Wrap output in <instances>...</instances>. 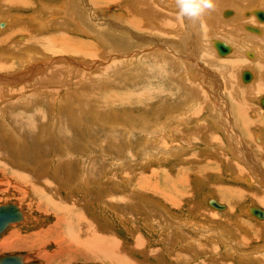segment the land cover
I'll return each instance as SVG.
<instances>
[{
    "label": "rangeland",
    "instance_id": "374dc122",
    "mask_svg": "<svg viewBox=\"0 0 264 264\" xmlns=\"http://www.w3.org/2000/svg\"><path fill=\"white\" fill-rule=\"evenodd\" d=\"M10 1L0 5V20L8 21L0 26V64L10 65L0 67V206L15 204L24 220L0 233V255L24 253L36 264H264V221L245 211L264 209L256 201L264 179L256 169L242 167L255 163L240 152L242 130L252 127L249 148L261 158L264 111L257 99L264 92L245 101L248 115H255L252 124L242 125L234 115L240 108L231 103L247 86L241 69L255 71V82L262 72L254 65L264 58L254 52L250 60L234 44L236 53L223 59L210 46V39H223L224 27L239 21L249 3L215 0L216 10L203 23L186 25L176 16L174 0H122L100 10L95 9L100 0ZM224 9L238 14L222 19ZM89 11L94 31L90 25L81 32ZM153 12L179 30L150 22ZM128 17L133 24L139 19L142 30L132 29ZM119 26L128 31L122 34ZM20 36L24 39L17 41ZM49 36L74 44L91 41L99 56L55 50L59 44L43 43ZM202 55L216 63L204 68ZM233 55L242 59L238 70L228 61ZM234 72L235 85L223 87L221 77ZM138 96L142 104L127 107ZM224 110L232 122L222 118ZM235 132L241 141L233 138ZM228 146L237 155L227 156L235 162L233 171L221 153ZM164 190L176 204L161 196ZM208 199L226 210L209 208ZM11 231L21 248L1 245Z\"/></svg>",
    "mask_w": 264,
    "mask_h": 264
},
{
    "label": "bare ground",
    "instance_id": "6f19581e",
    "mask_svg": "<svg viewBox=\"0 0 264 264\" xmlns=\"http://www.w3.org/2000/svg\"><path fill=\"white\" fill-rule=\"evenodd\" d=\"M3 1V0H2ZM76 1V0H75ZM79 1V0H78ZM120 0H100L99 1V6H96L95 7V9H97V10H100V9H103L105 6H109V7H114V6H117L118 5V2H119ZM226 0H219V3H224ZM231 1H233V0H231ZM1 2V1H0ZM7 2H8V0H4L3 2H1L0 3V5L1 6H6L7 5ZM23 2V0H13V1H10L9 3L10 4H13V3H15V4H18V3H22ZM229 2V1H228ZM82 3V2H81ZM80 3V4H81ZM3 4H6V5H3ZM235 4V3H234ZM61 5H62V3H61ZM60 5V6H61ZM67 5V4H66ZM71 5H73V4H71ZM42 6V5H41ZM17 7V6H16ZM46 7V6H45ZM151 7H152V5H151ZM66 10V9H65ZM51 11V10H50ZM54 11V10H53ZM62 11V10H61ZM226 11H231V15L230 16H227V17H225L224 16V12H226ZM255 11H262V12H264V10H262V9H254V11H253V15H254V12ZM65 12V11H64ZM91 12V11H90ZM58 13H59V11H58ZM236 14H237V12L234 10V9H224L222 12H221V17H222V19H229V18H232V17H234V16H236ZM249 14V13H248ZM90 15V18H89V20L90 21H92V19H91V13L89 14ZM247 16V15H246ZM36 17V16H35ZM149 17L151 18V19H149L150 20V22H153V24H155V25H162L161 26V29H164V28H166V27H169V29H170V25L171 24H168V23H166L164 20H161L159 17H158V15H157V13L156 12H153L151 15H149ZM245 17V16H244ZM254 17H255V22L258 24V25H260V24H264V21H259L257 18H256V16L254 15ZM32 19V18H31ZM253 19V18H252ZM34 20V19H33ZM239 20V19H238ZM250 20H251V18H250ZM249 20V21H250ZM120 21H122V19H120L119 20V22ZM245 21H247V20H245ZM252 21V20H251ZM37 22V21H36ZM127 22H129L130 23V18L128 17L127 18ZM47 23V22H46ZM134 23L135 24H133V23H130L131 25H132V29H134V30H136V29H139V30H142V25H139L140 23H141V21L139 20V19H135V21H134ZM248 23H250V22H248ZM37 24V23H36ZM96 24V23H95ZM185 24L186 25H188V22H185ZM251 24V23H250ZM250 24H242V26L240 27V28H242V30H244L245 32H248V33H251V34H255V35H258V37L259 36H262L261 34H262V32H261V30L259 29V27H257V26H254V25H250ZM93 27L95 26L94 24H91ZM51 26H53V25H51ZM238 26H239V22H235V23H233V24H231V26H230V29H229V31H228V33L225 35V36H223L222 38V40H220V39H210V46H211V48H213V45H212V42L214 41V40H220V41H222V42H224V43H226L227 45H229L230 47H231V52L229 53V54H231V53H234L235 54V51H234V49H233V43L231 42V41H234V42H240L241 43V47L243 48V51H242V54L243 55H246L247 53H249L248 54V58L251 60L253 57H254V51L253 50H255V52L256 53H258V56L259 55H261L260 57L261 58H264V47H263V45L261 46V47H258V46H256V45H260V44H257V43H253V41L252 40H248V39H246V37H245V40H242L243 39V36L244 35H242L241 33H240V31H239V28H238ZM246 27H250V28H255V29H257L258 31H259V33H253V32H251V31H248V30H246ZM40 28V27H39ZM119 28H121V33L122 34H124V31L126 30V31H128L126 28H124V27H121V26H119ZM157 28H159V26H157ZM173 28H175V30L176 31H178L179 30V25L178 24H175L174 25V27ZM173 28H171V29H173ZM171 29H170V31H171ZM262 29V28H261ZM13 30V29H12ZM210 30H211V34L213 33V30H212V28H211V26H210ZM16 31V30H15ZM51 31V30H50ZM94 31V30H93ZM170 31H168V32H170ZM13 31H8V34H10V33H12ZM17 33V32H16ZM23 33H25V32H23ZM98 33H99V31H98ZM157 33H160L159 31L157 32ZM171 33H175V31L174 32H171ZM191 34H192V32H190ZM48 34V33H47ZM65 34V33H64ZM97 35V34H96ZM237 35H239V36H237ZM251 36V35H250ZM43 37V36H42ZM46 38V37H45ZM24 39V36H20V37H18L17 38V41H21V40H23ZM254 39H256V38H253V40ZM82 40H84V39H81V40H78L77 41V44H74V43H71V42H69L66 38H59V37H55V36H49L43 43L44 44H49V45H52V47H54V48H56V46L53 44V43H55L56 45H58V47L55 49V50H59V49H63V50H66V51H69V50H72L73 52H77L78 54H80L81 56V58H86V57H90V58H96V57H98L99 55L98 54H96L97 52L96 51H93V48H94V45L91 43V41L90 42H88V40H86V41H82ZM257 40V39H256ZM43 41V40H42ZM147 41V40H146ZM153 41V40H152ZM40 42V41H39ZM260 42V41H259ZM41 43V42H40ZM64 46H62V45ZM161 44V43H160ZM26 45V44H25ZM25 45H23V46H25ZM164 45V44H163ZM12 46V45H11ZM11 46H8V47H11ZM162 46V45H161ZM253 46H256L255 48H252L251 49V47H253ZM6 48V47H5ZM247 48H250V50H246ZM260 49V50H258V52H257V49ZM8 49V48H7ZM14 49V48H13ZM244 50H245V52H246V54H245V52H244ZM27 51H29V50H27ZM27 51H25V52H27ZM213 52L216 54V56L217 57H219L218 55H217V53H216V51H215V49L213 48ZM56 53H58V52H56ZM254 53V54H253ZM62 54V53H61ZM228 54V55H229ZM28 55V54H27ZM228 55H226V56H224V57H219V58H226V57H228ZM234 56L235 55H233L232 57L234 58ZM29 57H31V56H29ZM62 57V56H61ZM245 57V56H244ZM247 57V56H246ZM245 57V58H246ZM195 57H192V58H190V59H194ZM200 58V60L202 61V62H200L201 64H202V66L204 67V68H210L211 66H213L216 62H215V60L214 59H212V60H210L209 58H208V56H206V55H202L201 57H199ZM228 59V61H230V62H234L233 63V65H235V67L237 68L236 70H238V69H240V67H241V65L239 64V63H241V60L242 59H236V57L234 58V59ZM26 59H27V56H26ZM189 60V59H188ZM248 60V59H247ZM262 60V59H261ZM36 61V60H35ZM195 61H196V59H195ZM239 61V62H238ZM245 61H246V59H245ZM192 62V61H191ZM194 62V61H193ZM197 62V61H196ZM29 63V62H28ZM222 65H224V64H229V63H227V62H225L224 61V63H221ZM247 64V63H246ZM6 67H10V65L9 64H6V63H2V64H0V67H1V71H3V69L5 68V66ZM194 65V64H193ZM229 65H232V64H229ZM244 66V65H243ZM262 67V64L260 63V62H258V61H256V65H254V67L256 68V67ZM190 68L192 67L193 68V66L192 65H190L189 66ZM57 68V67H56ZM56 68L54 67V69L56 70ZM190 68H189V70H190ZM26 69H27V71L29 72V73H33V70L31 69V68H27L26 67ZM188 69V68H187ZM77 70V69H76ZM213 70H217V68H216V65L214 66V68H213ZM212 70V71H213ZM245 70H248L250 73H251V75H252V78H251V80L249 81V82H247V83H244L243 81H242V78H241V82H242V84H244V85H247V86H245L244 87V90H245V92H246V94H247V96L250 98L253 94H255L256 92H260V91H263L264 92V87H263V85H264V71L262 70V69H260L259 71H261L262 73L258 76V79L259 80H255V82H253L254 81V76H255V74L256 73H254L255 71H252V70H249V69H241V71H240V74H242L243 73V71H245ZM26 71V70H25ZM191 71V70H190ZM76 72V71H75ZM188 72V71H187ZM217 72H218V70H217ZM57 73V71H55L53 74H56ZM204 73L205 74H207V75H209V74H211L210 73V71L209 72H207V70L206 69H204ZM212 73H214V72H212ZM219 73V72H218ZM20 75H22L21 73H20ZM189 76L190 75V73L189 74H187L186 73V76ZM219 75V74H218ZM19 76V75H18ZM29 76V75H28ZM77 76V75H76ZM206 76V75H205ZM221 76H223V75H221ZM220 76V77H221ZM237 76H238V73H236V72H234L233 74H232V76L228 79V78H225V77H221L222 79H221V82L223 81V87H224V84H226L227 82H228V84L230 85V86H233V85H235V82L236 81H234V80H236V78H237ZM242 76V75H241ZM6 77V76H5ZM15 77V76H14ZM20 77V76H19ZM84 77V76H83ZM207 77V76H206ZM208 77H213V75H211V76H208ZM216 77V76H215ZM218 77V76H217ZM8 78V77H7ZM6 78V79H7ZM90 78V77H89ZM89 78H87V79H89ZM218 79V78H217ZM220 79V78H219ZM257 79V78H256ZM71 80V79H70ZM85 80H86V78H85ZM22 82H24L23 80H21ZM16 81H14V82H11L12 84L13 83H15ZM83 82V81H82ZM208 82V81H207ZM27 83V82H26ZM28 84V83H27ZM11 85V84H10ZM16 85V84H15ZM61 85V84H60ZM210 87H212V86H210ZM215 87H217L218 88V86H215ZM221 87V86H220ZM144 89V88H143ZM221 89H222V87H221ZM43 90V89H42ZM83 90V89H82ZM159 90V89H158ZM162 91V90H161ZM4 92L6 93V92H8V93H11V92H9V91H6V90H4ZM88 92V91H87ZM95 92V91H94ZM208 92V91H207ZM241 92H244L243 90L241 91ZM53 93V92H52ZM97 93V92H96ZM157 93H158V91H157ZM80 94H82V93H80ZM239 94V92H237L236 91V95H238ZM33 95V94H32ZM31 95V96H32ZM70 95V94H69ZM82 95H84V94H82ZM87 95V94H86ZM198 95V94H197ZM78 96V95H77ZM264 96V95H263ZM263 96H261V97H263ZM82 97V96H81ZM214 97H216V96H214ZM260 97V98H261ZM83 98V97H82ZM213 98V97H212ZM260 98H258V104H259V100H260ZM219 99V98H218ZM198 100V99H197ZM55 101V100H54ZM141 101H142V99H141V97L140 96H138V98H137V100L136 101H132L131 103L132 104H129V103H126L127 104V107H131V106H133L134 105V103H141ZM194 101V100H193ZM195 102V101H194ZM142 104V103H141ZM202 106V105H201ZM260 106V105H259ZM204 107V106H203ZM261 107V106H260ZM38 108V107H37ZM227 108V107H226ZM262 109V108H261ZM37 110V109H36ZM228 110V109H227ZM263 110V109H262ZM198 110L196 109L195 110V114L197 115V116H199V113L201 112H197ZM264 111V110H263ZM220 113L222 114V118H224V120L227 122V123H229V122H231V120H230V118H229V116H228V112H226L225 110L224 111H220ZM23 114V113H22ZM196 115H193V117H196ZM34 116V115H33ZM36 117V116H35ZM220 118V117H219ZM185 119H187V115H186V117H185ZM213 119H215V117L213 118ZM218 119V118H217ZM21 120V119H20ZM37 121V120H36ZM218 121V120H217ZM221 121V120H220ZM219 121V122H220ZM209 122V121H208ZM215 122V121H214ZM33 123H35L34 122V120H33ZM29 124V123H28ZM27 125V124H26ZM231 125V124H230ZM23 126V125H22ZM218 126V125H217ZM36 127V126H35ZM206 128V127H205ZM206 129H210V128H206ZM35 130V129H34ZM209 131V130H208ZM208 134V133H207ZM207 134H206V136H207ZM212 135H209V138H213L212 140V143H216V141H215V139H214V137L212 136ZM233 136V138H235V136L234 135H232ZM171 137V136H170ZM174 138V137H173ZM167 139L169 140V137L167 136ZM171 139V138H170ZM175 139H177V138H175ZM168 140H167V142H168ZM184 140H187V139H183V141ZM171 142V141H170ZM169 142V143H170ZM241 151L240 152H242L243 154H244V158L245 157H248V154H247V152L245 151V149L244 148H241L240 149ZM212 151H214V150H212ZM218 151H220V150H218ZM217 152V151H216ZM221 153H225L224 155H223V157L226 159V161H227V163L226 164H230L231 163V160H230V158H228L227 156H228V153H230V154H232V156H234V155H236L234 152H233V150H232V148H230V147H226V148H224V152L222 151ZM234 153V154H233ZM227 154V155H226ZM237 156V155H236ZM235 156V157H236ZM239 157V156H238ZM236 159V158H235ZM239 160H240V158H239ZM233 161V160H232ZM236 161V160H235ZM239 162V161H238ZM243 163V162H242ZM219 171H220V169H219ZM218 172V171H217ZM216 172V173H217ZM34 179V178H33ZM84 180V179H83ZM31 185V184H30ZM39 185V184H38ZM27 188H29V187H27ZM30 189V188H29ZM154 190V189H153ZM88 192V191H87ZM154 192V191H153ZM160 192V191H159ZM220 192V191H219ZM175 193V192H174ZM161 196L164 198V199H166V200H169V201H171V205L172 204H176L175 203V201H172V200H174V197H173V195H169V194H167V192H166V190H164V192H162V194H161ZM113 197V196H112ZM124 198V197H123ZM147 202V201H146ZM9 203H11V202H9ZM85 203V202H84ZM217 203V202H216ZM8 204V203H7ZM7 204H4V205H7ZM13 204V203H12ZM4 205H1L0 206V209L2 208V206H4ZM13 205H15V204H13ZM207 205H208V203H207ZM16 206V205H15ZM167 206V205H166ZM224 206V205H223ZM17 207V206H16ZM209 207V206H208ZM253 207H255V208H258V207H256V206H253ZM18 208V207H17ZM210 208V207H209ZM249 208H251V207H249ZM248 208V209H249ZM212 209V208H211ZM248 209L246 210V213L248 212ZM259 209H262V208H259ZM18 210L20 211V213L22 214V216H21V218H20V220H18V221H16V222H12V223H9L8 224V226L7 227H9L10 225H13V224H20V223H22L23 222V220H24V213L22 212V210L20 209V208H18ZM82 210V209H81ZM179 210V209H178ZM213 210H215V209H213ZM224 210H226V207H225V209ZM224 210H221L220 212H222V211H224ZM263 211H264V209H262ZM216 211H218V210H216ZM114 212V211H113ZM179 212V211H178ZM86 213V212H85ZM249 214V213H248ZM247 214V215H248ZM57 214H55V216H56ZM167 215V214H166ZM170 215H171V213H170ZM250 215V214H249ZM59 216V215H58ZM251 216V215H250ZM253 219H255V220H257V221H259V222H262V221H264V218L263 219H256L255 217H253V216H251ZM83 219V218H82ZM62 220V219H61ZM64 220V219H63ZM78 220V219H77ZM86 222V221H85ZM57 224V223H56ZM87 224V223H86ZM71 226V225H70ZM7 227H5L4 229H3V231L7 228ZM82 228V227H81ZM86 228V227H85ZM85 228H84V230H85ZM100 229V228H99ZM98 229V230H99ZM176 229V228H175ZM101 230V229H100ZM105 230V229H104ZM2 231V232H3ZM86 232H87V230H85ZM178 231H179V229H178ZM2 232H0V233H2ZM177 232V231H176ZM175 232V233H176ZM98 233V232H97ZM49 234H51V232H49ZM58 234V233H57ZM62 234V233H61ZM95 234V233H94ZM107 234V233H106ZM64 237H65V235L64 234H62ZM77 235H79V234H77ZM86 235V234H85ZM98 235V234H97ZM179 235V234H178ZM45 236H47V235H45ZM88 236H89V234H88ZM91 236H93V235H91ZM90 236V237H91ZM99 236V235H98ZM29 237H31V236H29ZM59 236H57V238H58ZM87 237V236H86ZM100 237V236H99ZM102 237L103 236H101V239H102ZM106 237V236H105ZM113 237V236H112ZM67 238V237H66ZM70 239V238H69ZM73 239V238H72ZM76 239V238H75ZM81 239V238H80ZM85 239V238H84ZM97 239V238H96ZM79 240V239H78ZM90 240V239H89ZM99 240V239H98ZM177 240L179 241L180 239H178L177 238ZM16 241H17V235H16V232L15 231H11V232H9V234L8 235H6L5 237H4V239H2L1 240V245L3 246V247H5V246H7V244L8 243H12L13 244V246H12V244L9 246V247H12V248H16V246H19V247H17V248H21L22 246H20V245H18V243H16ZM65 241V240H64ZM77 241V240H76ZM93 241H95L94 240V238H93ZM60 242H62V241H60ZM79 242V241H78ZM88 242V241H87ZM90 242H91V240H90ZM98 242H100V240L98 241ZM97 242V243H98ZM105 242V241H104ZM107 242V241H106ZM192 243V242H191ZM90 244H92V243H90ZM90 244H89V242H88V245L90 246ZM100 244V243H99ZM98 244V245H99ZM115 244V243H114ZM34 245V244H33ZM96 245V244H95ZM105 245H106V243H105ZM116 245V244H115ZM114 245V246H115ZM89 246H88V248H89ZM86 247H87V245H86ZM91 247H94L93 246V244H92V246H90V248ZM96 247V246H95ZM100 247V246H99ZM99 247L97 246L96 247V250L95 251H97V250H99ZM102 247H104V246H102ZM89 248V249H90ZM98 248V249H97ZM58 249V248H57ZM67 249V248H66ZM83 249V248H82ZM69 250V249H68ZM75 250V249H74ZM93 250H94V248H93ZM102 250H103V248H102ZM63 251H66V250H63ZM70 251H72V250H70ZM77 251V250H76ZM40 252V251H39ZM68 252V251H67ZM79 253V256H80V252H78ZM101 253V252H100ZM262 253V252H261ZM15 254H24V253H15ZM43 254V253H42ZM41 254V255H42ZM47 254V253H46ZM45 254V255H46ZM60 254V253H59ZM59 254H57V256L59 255ZM64 254H66V253H64ZM82 254V253H81ZM87 254V253H86ZM95 254H96V252H95ZM5 255H9V254H5ZM11 255V254H10ZM25 255V259H24V261L25 262H34V261H26V259L28 258L27 257V255L26 254H24ZM54 255V254H53ZM69 255H72V254H69ZM77 255V254H76ZM97 255V254H96ZM248 255V254H247ZM247 255H245V256H247ZM0 256H2V255H0ZM55 256V255H54ZM85 256V255H84ZM95 256V255H94ZM245 256H243V257H245ZM249 256H253L254 257V255H251V254H249ZM44 257V256H43ZM68 257V256H67ZM89 257V256H88ZM252 257V258H253ZM48 258V257H47ZM55 258H57V257H55ZM60 258V257H59ZM58 258V259H59ZM63 258H64V256H63ZM73 258V257H72ZM79 258V257H78ZM87 257H85V259H86ZM52 259H54V258H52ZM67 259V258H66ZM89 259H90V257H89ZM95 259V258H94ZM254 259V258H253ZM27 260H29V259H27ZM56 260L57 259H55V262H56ZM73 260H74V258H73ZM244 260V259H243ZM50 262H52L53 263V261H51V260H49ZM48 261V262H49ZM91 261V260H90ZM242 261V260H241ZM35 263V262H34ZM36 264V263H35ZM44 264V263H43Z\"/></svg>",
    "mask_w": 264,
    "mask_h": 264
},
{
    "label": "crops",
    "instance_id": "0c3cea01",
    "mask_svg": "<svg viewBox=\"0 0 264 264\" xmlns=\"http://www.w3.org/2000/svg\"><path fill=\"white\" fill-rule=\"evenodd\" d=\"M240 1H244V2H247V3H249L248 4V6H244V8L243 9H241L240 10V15H239V17H238V19H239V21H236V20H232L231 18V20L229 21V23L228 24H231V23H234V22H239V26H238V28L240 29V30H242V28H240L241 26H242V24H250V25H254V26H257V27H259V29L261 30V32H262V36H259L258 37V35H255V34H251V33H248V32H246L245 34H244V36H243V39L242 40H245V37H246V39H248V40H252L253 41V43L255 44V43H257V44H260V45H256V46H258V47H261L262 45H263V47H264V24H260V25H258L256 22H255V17H254V15H253V11H254V9H262V10H264V0H240ZM88 2L91 4L92 2H94V0H88ZM120 2H122V0H120L118 3H120ZM86 3V2H85ZM81 5V4H80ZM80 5H79V7H80ZM69 6L70 7H74L75 5L73 4V5H71V4H69ZM97 6H99V5H97ZM89 7V6H88ZM115 7H117V6H114L113 8H115ZM89 9H90V7H89ZM78 10H80V9H78ZM82 10H85V9H83L82 8ZM249 13V14H248ZM90 11L87 13V18H86V23H83L82 25H79V31H81V32H83V31H88L87 29H85V27L87 26H90L91 24H90V20H89V18H90ZM238 14V13H237ZM79 15V14H78ZM247 15V16H246ZM79 16H81V14L79 15ZM237 16V15H236ZM236 16H234V17H236ZM245 16V17H244ZM83 17H84V14H83ZM233 18V17H232ZM250 18H251V20H250ZM253 18V19H252ZM243 20H247V21H245L246 23H243L242 21ZM250 20V21H249ZM6 22H8V21H6L5 19H3V20H0V26H3ZM121 22V21H120ZM248 22H250V23H248ZM83 27H84V30H83ZM91 27V29L89 30V32H93V27H92V25L90 26ZM262 28V29H261ZM229 27L228 26H226V27H224V29H223V35L225 36L227 33H228V31H229ZM89 32H86L87 33V35L89 34ZM225 32H227V33H225ZM245 32V31H244ZM251 35V36H250ZM253 38H256V39H254L253 40ZM217 39H219V38H217ZM220 40H222V39H220ZM260 41V42H259ZM232 43H233V49H234V44H237L238 46H239V49H243L240 45H241V43L240 42H234V41H231ZM256 46H253V47H251V49L252 48H255ZM246 50H250V48H247ZM235 51V50H234ZM254 52H255V50H253ZM244 52H245V50H244ZM247 52V51H246ZM246 52H245V54H246ZM235 53H236V51H235ZM248 54L249 53H247L245 56H247V58H248ZM254 54V53H253ZM254 56H255V54H254ZM234 58H235V56H234ZM233 58V59H234ZM241 59V58H240ZM262 67H263V69H264V61H263V64H262ZM262 67H259V70L260 69H262ZM256 73V72H255ZM241 75L242 74H240V77H241ZM255 80H259V79H255ZM263 87H264V85H263ZM243 91L244 92H241L240 94H238V95H235L234 96V98H235V100L234 101H232L231 103L233 104V103H236V105L240 108L239 110V112H236V111H234V115L235 114H239L241 117H240V119H239V122L242 124V125H245L247 122H248V124H252L253 122V120H251L252 118H253V116H255V115H248V113L250 112V110H251V107H250V105L248 104V103H246L245 101L247 100V99H249V97L247 96V94H246V92H245V90H244V87H243ZM261 97V96H260ZM259 97V98H260ZM258 100V99H257ZM241 103H245L249 108H246L245 106H243ZM248 115V116H247ZM230 116H232V114H230ZM248 117V118H247ZM230 118V117H229ZM232 118V117H231ZM237 118V117H236ZM262 118V117H261ZM263 119V121L260 123V136H261V139H262V145L259 147V149H260V152H261V158H259L257 155H255L254 153H253V151L249 148L250 147V145L252 144L251 142H250V139H252V137H253V134H252V132H247L248 130H251L252 129V127H248V129L247 128H244L243 130H242V132H243V135H244V138H243V141L245 142V144H244V142L243 143H241V147L242 148H244L245 149V151L247 152V154H248V157H247V159L248 160H251V161H253V163H255V164H253L254 166L252 167L251 165H250V168L249 167H247V164H244L242 167H246V168H248V169H251V170H253V169H256V170H254V171H257L258 172V174H260V176L262 177V180L264 179V118H262ZM231 120V119H230ZM242 120V121H241ZM232 122V121H231ZM246 122V123H245ZM255 122V121H254ZM258 123V121L257 122H255L254 124H257ZM235 134H236V137H235V140H237V141H241L240 140V137H239V135L235 132ZM232 135H234V133L232 134ZM235 136V135H234ZM228 140L230 141V139L228 138ZM246 145H248V146H246ZM229 147V146H228ZM238 147H239V145H238ZM253 157V158H252ZM230 166H231V169H232V171L233 170H235L236 169V166H235V162H231L230 164H229ZM262 170V171H261ZM234 179H237L236 178V176H234ZM243 181H246V179H244L243 178ZM263 186V188H262V191H264V182H263V184H262ZM212 189L213 190H215V186H213L212 187ZM219 191H221V189L220 190H218V192ZM264 192L262 193V195H261V197L259 196L258 197V199L256 200V198H255V200L258 202V203H261V204H264ZM234 197L232 196V192H230L229 190H227V199L228 200H230L233 204H234V199H233ZM209 200V199H208ZM226 207V206H225ZM227 208V207H226ZM246 211V210H245ZM247 214H248V212H247ZM251 217V216H250ZM256 222H259V221H257L256 220ZM264 225V224H263ZM249 253H252V252H249Z\"/></svg>",
    "mask_w": 264,
    "mask_h": 264
},
{
    "label": "water",
    "instance_id": "95a60500",
    "mask_svg": "<svg viewBox=\"0 0 264 264\" xmlns=\"http://www.w3.org/2000/svg\"><path fill=\"white\" fill-rule=\"evenodd\" d=\"M230 15L231 11L224 12L225 17ZM254 15L259 21H264V12L255 11ZM246 30L253 33H259V31L255 28L246 27ZM212 45L219 57H224L231 52V47L220 40H214L212 42ZM241 78L244 83H247L251 80L252 75L248 70H245L243 71ZM259 104L264 110V96L260 98ZM208 206L218 211L225 209V206L216 203L212 199L208 201ZM248 213L256 219L264 218V211L259 208L251 207L248 209ZM21 216L22 214L20 213L18 208L12 203H8L7 205L2 206V208L0 209V232H2L9 223L20 220ZM24 259V254L2 255L0 256V264H35L34 262H25Z\"/></svg>",
    "mask_w": 264,
    "mask_h": 264
},
{
    "label": "clouds",
    "instance_id": "9594fccd",
    "mask_svg": "<svg viewBox=\"0 0 264 264\" xmlns=\"http://www.w3.org/2000/svg\"><path fill=\"white\" fill-rule=\"evenodd\" d=\"M176 16L193 25L203 23L216 10L215 0H174Z\"/></svg>",
    "mask_w": 264,
    "mask_h": 264
}]
</instances>
